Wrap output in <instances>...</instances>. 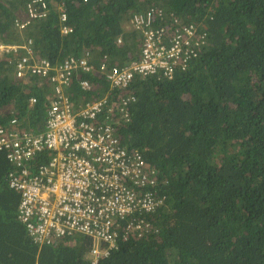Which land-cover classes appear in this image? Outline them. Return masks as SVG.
<instances>
[{
  "label": "trees",
  "instance_id": "16d2710c",
  "mask_svg": "<svg viewBox=\"0 0 264 264\" xmlns=\"http://www.w3.org/2000/svg\"><path fill=\"white\" fill-rule=\"evenodd\" d=\"M30 1L0 0V43L18 48L0 50V123L16 118L21 133L43 131L51 92L38 85L41 75L18 79L23 58L59 68L90 50L96 66L127 65L142 46L130 23L150 10L163 12L169 35L195 24L208 38L172 80L137 78L120 89L94 71L83 77L91 91L71 92L82 105L136 97L121 139L142 152L156 181L151 191L163 201L137 217L149 231L97 263L95 239L85 234L37 244L18 217L21 193L0 152V264H264V0H45L47 16L21 29ZM64 25L72 31L62 34Z\"/></svg>",
  "mask_w": 264,
  "mask_h": 264
},
{
  "label": "built area",
  "instance_id": "2783aa9c",
  "mask_svg": "<svg viewBox=\"0 0 264 264\" xmlns=\"http://www.w3.org/2000/svg\"><path fill=\"white\" fill-rule=\"evenodd\" d=\"M48 8L45 0H32L26 18H18L17 23L24 29L31 19L46 17ZM165 18L162 11L155 10L133 17L130 26L142 35L140 57L121 67L96 66L90 51L68 58L57 69L47 61L30 64L27 57L17 63L18 79L26 76L25 71L45 80L54 73L49 78L54 98L42 132L21 133L16 118L9 124L0 123V152H5L13 165L8 181L21 193L18 217L37 244L50 245L64 237L85 234L95 239L93 262L97 263L118 248L121 240L149 231V221L137 217L154 214L163 201L151 191L156 181L142 152L127 150L121 139L136 97L123 98L118 106L109 97L76 105L64 89L77 80L84 91H91L92 84L83 77L94 71L111 87L120 89L129 88L137 78L172 80L177 70H186L199 55L208 34L195 24H186L169 35ZM66 19L62 13L61 20ZM71 31L67 26L62 28L64 34ZM0 50L18 48L0 43ZM28 52L32 54L30 48ZM45 80L38 85L43 87ZM30 101L33 105L36 98ZM39 156L44 162L49 160L41 163ZM102 242L107 248L99 246Z\"/></svg>",
  "mask_w": 264,
  "mask_h": 264
},
{
  "label": "clouds",
  "instance_id": "9594fccd",
  "mask_svg": "<svg viewBox=\"0 0 264 264\" xmlns=\"http://www.w3.org/2000/svg\"><path fill=\"white\" fill-rule=\"evenodd\" d=\"M64 22H66V21H64ZM63 27H65V25L64 26H62V28ZM61 32H62V30H61ZM62 34H64L63 32H62ZM68 34V33H67ZM87 51H90V50H86V52ZM86 52H84L81 56H83ZM81 56H79V57H81ZM91 61L92 62H94L93 61V57H92V54H91ZM95 64V63H94ZM52 66V65H51ZM57 66H53V68L54 69H57L56 68ZM57 72V71H56ZM53 76V75H52ZM52 76H50V77H52ZM50 77H48V81L47 80H45V78H42L43 80H45V81H47L46 82V84H44L43 86H45L46 88L47 87H49V88H51V92H49L48 93V96H47V100H48V108H49V106H50V104H51V101L53 100V98H54V91H55V89H54V84L51 82V80L49 79ZM42 79H40L39 81H41ZM77 86H79L80 88H81V86H80V84L78 83V81L77 80H74V81H72L71 82V85L70 86H68L67 88H65L64 90H67L68 89V91H69V94L70 95H72L71 94V92L77 87ZM81 90H83L82 88H81ZM84 91V90H83ZM72 100H73V102L76 104V105H78L80 102H78L77 100H75L74 99V96L72 95ZM34 105V104H33ZM80 107H83L82 105H80ZM48 110V109H47ZM32 132V131H31ZM32 133H35V132H32Z\"/></svg>",
  "mask_w": 264,
  "mask_h": 264
},
{
  "label": "rangeland",
  "instance_id": "374dc122",
  "mask_svg": "<svg viewBox=\"0 0 264 264\" xmlns=\"http://www.w3.org/2000/svg\"><path fill=\"white\" fill-rule=\"evenodd\" d=\"M129 28H131V26H129Z\"/></svg>",
  "mask_w": 264,
  "mask_h": 264
},
{
  "label": "bare ground",
  "instance_id": "6f19581e",
  "mask_svg": "<svg viewBox=\"0 0 264 264\" xmlns=\"http://www.w3.org/2000/svg\"><path fill=\"white\" fill-rule=\"evenodd\" d=\"M154 77V76H153Z\"/></svg>",
  "mask_w": 264,
  "mask_h": 264
}]
</instances>
